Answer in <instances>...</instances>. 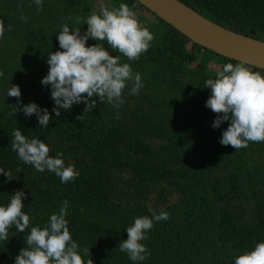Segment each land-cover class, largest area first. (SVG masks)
Instances as JSON below:
<instances>
[{"label":"trees","instance_id":"obj_1","mask_svg":"<svg viewBox=\"0 0 264 264\" xmlns=\"http://www.w3.org/2000/svg\"><path fill=\"white\" fill-rule=\"evenodd\" d=\"M27 1L29 8L37 12L36 5ZM108 1L112 8L121 2L129 7L135 4V12L143 8L136 0ZM179 1L224 28L264 41V0ZM91 9L92 0H43L42 10L37 12L39 16L33 25L0 18L5 26L28 32V50L21 53L28 59L24 65L14 63L0 48V78L23 75L26 67L32 68L35 63V67L41 65V71L47 73V54L59 49L56 34L60 25L67 23L70 29L81 28L83 33L87 28L84 20L91 14ZM157 19L167 29L138 59L129 61L111 50L110 54L120 56L121 62L129 63L132 68H150L167 79L173 92L177 91L186 101L183 118L194 114L202 125L197 130L183 123L175 125L173 130L164 126L160 138L166 146L159 151L134 131V126L130 125L134 120L126 121L118 116V113L131 115L132 111L128 109L112 111L106 117L98 118L90 105L84 112V103L74 104L59 117H51L47 127H40L35 115L25 117L22 112L15 113L18 99L4 94L0 96L1 152L5 155L14 153L11 134L18 128L28 139L50 141L54 155L63 153L65 164L74 165L79 175L67 183H61L57 176L48 183L32 182L34 188L17 175H10L12 179L1 178L0 204H6L9 195L15 191L23 190L26 198L22 210L29 214L30 228L33 225L43 227L49 215L58 212L61 202L66 199L69 201L66 219L71 236L80 248L89 249L87 256L82 254L83 259L92 260L93 264H134L119 250L118 244L127 239L124 229L135 217L150 216L151 213L147 207L137 206L129 198V188L122 187V181L129 186L138 182L136 196L142 198V193L178 170L180 174H176L174 187L179 200L154 209L163 208L169 218L154 222L147 233L148 239L143 241L149 255L138 264H230L234 255L250 250L256 242L264 240V189L258 188L264 187V166L248 160V156L264 149V142H249L248 147L237 150L219 143L228 122L216 129L211 127L217 114L205 106L210 89L204 88L203 82L214 77L209 70L211 64L216 63L221 70L225 63L235 65L239 62L203 49ZM95 43L97 41L92 39L87 41L88 45ZM104 46L107 47L106 42ZM38 98L37 89L31 88L22 92L19 106L30 100L36 102ZM80 115H83L82 120L76 119ZM138 117L140 114L134 116L135 119ZM206 137L211 141L205 142ZM126 168L134 173L131 181L118 176ZM218 172H227V181L240 187L243 183L257 187L250 188L256 194L242 187L241 192L236 184L228 185L230 196L221 197L222 205L219 204L214 200L213 188L216 187L211 182ZM256 195L251 202L249 199ZM27 230L18 233L11 226L9 238L0 241V254L8 263L14 264V257L26 246Z\"/></svg>","mask_w":264,"mask_h":264},{"label":"clouds","instance_id":"obj_2","mask_svg":"<svg viewBox=\"0 0 264 264\" xmlns=\"http://www.w3.org/2000/svg\"><path fill=\"white\" fill-rule=\"evenodd\" d=\"M31 3L36 5L37 11L42 10L43 0H31ZM134 7L135 4L129 7L123 2L111 9L102 6L99 12L93 11L85 18L87 28L83 33L81 28L70 29L67 23L60 25L56 34L59 49L47 54L48 72L40 81L50 90L51 112L56 117L62 109L70 110L74 104L84 103V112L90 104L94 108L96 98L118 109L123 103L122 93L129 84V95H138L144 87L140 72H134L129 63L121 62L120 56L110 54V50L119 52L131 61L149 49L153 34L138 20ZM21 20L26 18L21 15ZM89 39L97 43L88 45ZM203 87L210 89L205 106L217 114L211 127L216 129L228 122L219 139L221 145L237 150L248 147L249 142H264V73L251 70L246 62L225 63L213 78L204 80ZM6 96L18 99L15 113L22 112L25 117L35 115L38 126H48L51 116L47 108H41L36 102L19 106L22 103L19 101L20 86L11 85ZM82 117L76 119L82 120ZM11 135V148L24 164H30L38 172L54 173L61 183L79 175L74 165L65 164L63 153L49 155V146L43 140L28 139L18 128ZM0 173L12 179L9 172L0 170ZM25 198L26 193L17 190L9 195L6 204H0V241L9 238L11 226L18 233L28 229L24 236L26 246L14 257V264H93L92 260L82 258V254L88 255L89 249L80 248L71 236L66 219L68 200L61 202L58 212L50 214L43 227L33 225L29 228V214L22 210ZM147 208L151 215L135 217L124 229L127 239L118 244L119 250L134 264L149 255L143 241L148 239L147 233L154 222L169 218L163 208L154 210L150 205ZM230 264H264V240L256 242L250 250L234 255Z\"/></svg>","mask_w":264,"mask_h":264},{"label":"rangeland","instance_id":"obj_3","mask_svg":"<svg viewBox=\"0 0 264 264\" xmlns=\"http://www.w3.org/2000/svg\"><path fill=\"white\" fill-rule=\"evenodd\" d=\"M28 3L29 2L27 0H0V18H5L11 22H14L13 20H15L16 22L21 23V25H24L25 23L33 25V21L39 16V11H37V13L33 9L29 8ZM102 6L109 9L112 8L108 0H92L91 13L93 11L99 12ZM21 15H23L26 20H21ZM136 15L138 20L143 22L153 34L154 39L150 44L157 43L161 35L166 31L167 27L164 26L154 14L144 8L138 9L136 11ZM10 37L12 38L9 39ZM27 37V30L23 28H20L18 31L15 28L11 29V26H5L4 22L2 20L0 21V48L2 49L3 54L6 53V57L17 65H24L28 62V59H24L21 54L22 52H27L28 50V41L26 40ZM0 57L2 58V56ZM35 65L36 63L34 66L32 65V68L26 67L23 71V75L11 74L8 77L0 78V96L6 94L7 89L11 85L20 86L21 94L24 91L26 92L31 88H35L37 89V93L39 95L36 103L41 108H47L50 116L53 117L55 115L51 112L53 108V101L50 98V90L42 86L40 83L41 79L47 74L46 70H43L42 72L41 65L36 67ZM132 69L134 72L138 71L141 73L144 87L140 89L138 95H129L128 89L131 87L129 84L122 93L123 103L118 109H114L111 105L103 104L99 102L98 98H96V107L93 108L91 104L90 106L98 118L100 116L106 117L108 113H111L112 111L117 112L119 109H128L129 111H132L131 115L124 116L122 113H118V116L122 117L123 120L126 121L134 120L130 122V125L135 128L134 131L142 136L145 143L159 151H163V147L166 146L164 139L162 137L160 138V131L164 126L173 130L175 129V125L183 123L185 126L197 130L202 125V121L197 120L194 114L183 118L185 115V109L183 106L186 105V101L184 102L179 97V93L177 91L173 92L172 86H168L170 83L167 79L154 73L150 68L133 67ZM219 69L220 67L216 63L211 64L209 67L212 76H214L215 72L219 71ZM260 72L264 73L263 71ZM29 102H31V100ZM80 104L82 105L83 103ZM63 111L64 110L62 109L61 112ZM138 114H140V117L135 119L134 116ZM197 115H199V113H197ZM51 117L49 121L50 123ZM200 118L202 117L200 116ZM209 141H211V139L206 137L205 142ZM46 144L49 146V155L55 156V151L53 152V144L50 143V141ZM248 160L252 164L264 166V149L248 156ZM0 170L7 171L13 176H19L22 178L24 183H29L30 187L33 188L34 186L32 182L37 184L40 182L48 183L53 179V176H55L54 173L48 172L47 170L44 172H38L30 164H24L18 159L15 152L11 155H5L1 152V150ZM176 174H180V172H178V170L173 171L167 180L156 183L154 187H151V190L145 192L144 194L142 193V198L136 196V186L138 182H136L133 186H129L122 181L123 184H121V186L123 187L125 185L126 188H129V198L136 202L137 206L147 207L150 205L153 209H155L179 200V193L174 187ZM227 175V172H218L217 174H214L211 179L212 185L216 187L213 188V197L216 202H219V204L222 202L220 201L221 197L230 196L231 190L228 188V185L232 186L233 184H236L240 191L242 187L249 192H253V194L255 193L250 188L257 187L247 185L248 183H243L240 187L239 184L235 182L231 183L230 181H227ZM118 176H120L122 180L131 181L134 178V173L131 169L126 168L122 172H119ZM4 177L5 176L0 173V179ZM251 184H253V182ZM258 188L264 189V187L261 186H258ZM256 197L257 195L249 200L253 202ZM0 264H10L4 259L3 254H0Z\"/></svg>","mask_w":264,"mask_h":264},{"label":"water","instance_id":"obj_4","mask_svg":"<svg viewBox=\"0 0 264 264\" xmlns=\"http://www.w3.org/2000/svg\"><path fill=\"white\" fill-rule=\"evenodd\" d=\"M136 1L203 49L264 71V41L224 28L179 0Z\"/></svg>","mask_w":264,"mask_h":264}]
</instances>
